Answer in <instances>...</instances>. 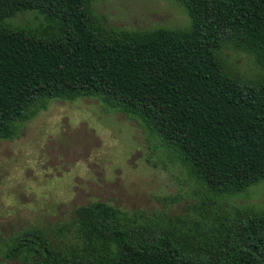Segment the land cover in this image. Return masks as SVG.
<instances>
[{
    "label": "trees",
    "instance_id": "16d2710c",
    "mask_svg": "<svg viewBox=\"0 0 264 264\" xmlns=\"http://www.w3.org/2000/svg\"><path fill=\"white\" fill-rule=\"evenodd\" d=\"M93 1L0 0V141L16 138L49 100L95 98L136 119L209 193L264 181V0H175L189 27L151 31L106 29ZM23 13L41 23H11ZM227 45L253 56L261 77L227 70L219 55ZM207 209L171 217L93 202L54 232L21 230L3 256L20 264H264V211L230 220Z\"/></svg>",
    "mask_w": 264,
    "mask_h": 264
},
{
    "label": "rangeland",
    "instance_id": "374dc122",
    "mask_svg": "<svg viewBox=\"0 0 264 264\" xmlns=\"http://www.w3.org/2000/svg\"><path fill=\"white\" fill-rule=\"evenodd\" d=\"M91 9L108 30H185L190 21L175 0H95ZM33 28V13L10 20ZM227 70L242 79L261 77L253 56L224 46ZM211 201V204L209 202ZM103 202L123 211L236 219L264 211V181L232 195H214L191 178L178 160L140 123L98 99L49 100L18 136L0 141V264L9 239L39 227L54 232L78 206ZM211 219V218H210Z\"/></svg>",
    "mask_w": 264,
    "mask_h": 264
}]
</instances>
